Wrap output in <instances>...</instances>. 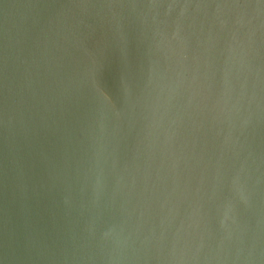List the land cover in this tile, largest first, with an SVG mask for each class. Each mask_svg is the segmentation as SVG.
<instances>
[{
    "label": "water",
    "instance_id": "water-1",
    "mask_svg": "<svg viewBox=\"0 0 264 264\" xmlns=\"http://www.w3.org/2000/svg\"><path fill=\"white\" fill-rule=\"evenodd\" d=\"M0 264H264V0H0Z\"/></svg>",
    "mask_w": 264,
    "mask_h": 264
}]
</instances>
